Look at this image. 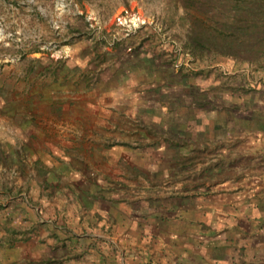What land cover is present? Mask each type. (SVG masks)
Returning a JSON list of instances; mask_svg holds the SVG:
<instances>
[{"label":"rangeland","instance_id":"rangeland-1","mask_svg":"<svg viewBox=\"0 0 264 264\" xmlns=\"http://www.w3.org/2000/svg\"><path fill=\"white\" fill-rule=\"evenodd\" d=\"M185 11L174 0H0V152L6 162L18 163L17 155L32 147L48 154L38 167L64 162L66 174L78 167L88 187V180L103 178L104 147L135 138L140 155L132 154L133 162L151 163L153 150L138 139L177 135L178 124L191 125L189 134L224 138L221 154L231 172L225 177L244 180L256 166L264 178L261 142L249 140L264 130V70L184 52ZM197 84L217 102L214 111ZM191 91L201 109L179 98ZM64 149L69 157L57 158ZM121 149L131 151L119 146L114 152ZM217 154L210 148L211 165ZM1 173L3 187L27 180Z\"/></svg>","mask_w":264,"mask_h":264},{"label":"crops","instance_id":"crops-1","mask_svg":"<svg viewBox=\"0 0 264 264\" xmlns=\"http://www.w3.org/2000/svg\"><path fill=\"white\" fill-rule=\"evenodd\" d=\"M176 127L177 135L138 139L153 150L151 163L133 162L132 154L140 155L135 138L104 147L103 178L88 187L78 167H69L67 174L79 175L73 178L61 177L64 162L38 167L47 152L31 147L18 163L0 152V173L27 175L25 184L0 185L9 192L0 195V264H264V178L257 167L246 180L225 177L224 138ZM249 140L261 142L264 160V130ZM119 146L131 151L114 152ZM210 148L218 152L213 165Z\"/></svg>","mask_w":264,"mask_h":264},{"label":"trees","instance_id":"trees-1","mask_svg":"<svg viewBox=\"0 0 264 264\" xmlns=\"http://www.w3.org/2000/svg\"><path fill=\"white\" fill-rule=\"evenodd\" d=\"M174 1L177 4L180 2L186 10L185 14L180 16V21L185 27L184 52L190 53L194 58H231L253 71L264 70V0ZM192 10L194 13H191ZM196 86L199 89L195 86L191 88L202 90L200 94L206 100L204 105L210 104L211 108L208 110L214 111L217 108L215 99L209 97L208 92L205 94V88L199 84ZM185 87L187 86L181 88ZM196 95L199 94L185 92L179 98L186 102L189 97L192 105L188 108L201 109L199 105L202 101L198 97L196 99Z\"/></svg>","mask_w":264,"mask_h":264}]
</instances>
